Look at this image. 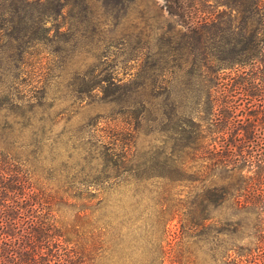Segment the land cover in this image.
Returning <instances> with one entry per match:
<instances>
[{"label":"rangeland","instance_id":"rangeland-1","mask_svg":"<svg viewBox=\"0 0 264 264\" xmlns=\"http://www.w3.org/2000/svg\"><path fill=\"white\" fill-rule=\"evenodd\" d=\"M64 1L58 12V0H0V139L49 193L77 195L51 208L59 228L79 217L82 190L102 182L96 173L114 167L100 157L124 153L121 170L160 169L165 112L171 102L185 117L194 109L192 62L255 25L253 0H177L175 15L165 0ZM187 192L173 190L176 199ZM241 220L259 225L239 242L264 264V213Z\"/></svg>","mask_w":264,"mask_h":264},{"label":"trees","instance_id":"trees-1","mask_svg":"<svg viewBox=\"0 0 264 264\" xmlns=\"http://www.w3.org/2000/svg\"><path fill=\"white\" fill-rule=\"evenodd\" d=\"M33 1L41 3L22 0ZM165 2L170 15L182 8ZM249 11L255 25L247 36L192 62L194 109L185 117L171 102L165 112L160 169L121 170L128 155L100 157L114 169L105 165L96 173L102 182L84 187L73 223L59 228L51 214L76 198L72 188L49 193L0 139V264H263L252 243L239 242L259 228L242 216L264 213V0ZM178 186L188 188L184 198L176 199Z\"/></svg>","mask_w":264,"mask_h":264}]
</instances>
